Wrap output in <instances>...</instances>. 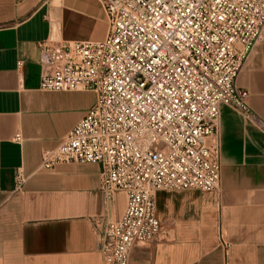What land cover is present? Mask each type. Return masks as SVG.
Instances as JSON below:
<instances>
[{"label":"crops","instance_id":"crops-1","mask_svg":"<svg viewBox=\"0 0 264 264\" xmlns=\"http://www.w3.org/2000/svg\"><path fill=\"white\" fill-rule=\"evenodd\" d=\"M104 32L92 0H0V264H104L96 225L120 220L125 193L104 200L95 162L41 166L95 93L40 89V43ZM235 82L264 121V37ZM87 92L93 100L78 105ZM215 138L218 189L157 191L160 231L131 247L129 264H264V132L223 105Z\"/></svg>","mask_w":264,"mask_h":264},{"label":"built area","instance_id":"built-area-1","mask_svg":"<svg viewBox=\"0 0 264 264\" xmlns=\"http://www.w3.org/2000/svg\"><path fill=\"white\" fill-rule=\"evenodd\" d=\"M99 1L102 39L40 43L41 90L96 96L60 144L43 150L41 166L100 165L104 200L126 195L120 220L96 225L100 252L104 264H129L131 247L160 231L157 191L218 189L221 106L264 132L235 82L264 35V0Z\"/></svg>","mask_w":264,"mask_h":264},{"label":"rangeland","instance_id":"rangeland-1","mask_svg":"<svg viewBox=\"0 0 264 264\" xmlns=\"http://www.w3.org/2000/svg\"><path fill=\"white\" fill-rule=\"evenodd\" d=\"M92 1L95 3L96 6L99 7V9H101L102 18H103V21L105 23V32L104 33L106 35V31H107V19H106L105 11H104V9L102 7V4L100 3L99 0H92ZM58 36H59L58 34L57 35L54 34L53 35V38L54 39H58V38L62 39L60 36L59 37ZM263 37H264V35H262L259 39H262ZM76 97H77V103H78V105H84V104H87L88 102L90 103L93 100L94 94L92 92H90V93L87 92V93L79 94Z\"/></svg>","mask_w":264,"mask_h":264}]
</instances>
